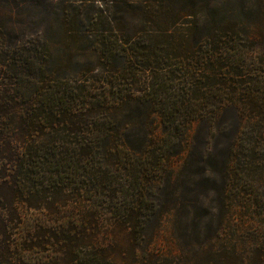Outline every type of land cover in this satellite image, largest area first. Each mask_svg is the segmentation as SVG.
<instances>
[{"label": "trees", "instance_id": "trees-1", "mask_svg": "<svg viewBox=\"0 0 264 264\" xmlns=\"http://www.w3.org/2000/svg\"><path fill=\"white\" fill-rule=\"evenodd\" d=\"M227 1L0 0V264H264V192L237 191L239 164L264 181V0ZM195 124L217 129L221 208L176 258L149 220L197 203L148 191Z\"/></svg>", "mask_w": 264, "mask_h": 264}, {"label": "rangeland", "instance_id": "rangeland-1", "mask_svg": "<svg viewBox=\"0 0 264 264\" xmlns=\"http://www.w3.org/2000/svg\"><path fill=\"white\" fill-rule=\"evenodd\" d=\"M86 1L89 2V5L91 4V2H94V0ZM125 1L136 3L138 2V0ZM44 2H52V10L55 11L56 5L58 6L61 2L68 3L70 2V0H44ZM230 4L231 1L219 0V2L217 3V9L226 10L231 6ZM47 7L49 9L50 5H48ZM124 19V21L127 20L126 17H124ZM53 20L54 17L51 16L49 19L50 26L48 25V29L51 33V41L53 43L52 47L60 51L63 50L64 47L62 44H59L60 41L58 40V32L56 30V27H54L55 23H52L54 22ZM256 53L259 57H261L264 53V46L259 47L256 50ZM118 117L121 118L123 116L119 115ZM231 120L232 116L228 114L218 121L217 126L227 125L231 122ZM156 134L159 137L162 136V129L160 125H158L156 129ZM214 135H217V129H215L214 127H212V131L207 134V129H205L204 125H193L186 134L185 139L187 141L186 143H184L182 148H170L171 153H178L179 156L178 158L174 159L171 167L168 170V175L164 177V179H160L159 181H156L153 185H151L154 186L153 188H149L148 192H150V195L152 197L160 194L162 198H165L167 197V193L171 191L175 194V196H181V200H179V202L192 201L197 203L194 210H191L186 206L178 209L177 205L176 209L171 207L167 217H163L161 221L159 217L158 219L156 217V219L149 220L148 228H154L156 225L162 226L159 239L157 241V244H155L154 246L156 250H162L164 251V253H168L169 255H172L173 257L175 256L177 258L180 251L177 248V250H175L171 246L174 247L175 243H180L184 244L186 249H189L192 247L193 242L199 243L204 239V237L198 232H195L194 234L192 229L195 230L204 227L213 228L215 225H217V209L221 208V206H219V203H217L215 191H219L221 185V180L219 179L221 174H219V172L220 170H222L221 163L223 161V157H218V154H216L215 152L216 147L214 146V143L212 141V136ZM226 141L227 134H225V136L218 142L217 149L219 147V153L225 152ZM238 151L239 153L242 151V145H240L239 142L235 144V152H233V157L229 161L232 165L231 170H234L236 168V165L239 164L238 155L240 154L238 153ZM245 160L246 159L242 158V161ZM240 165L241 164H239L237 167L243 170V175L245 174L246 178L244 180L245 182H241L247 183V187L241 189V186H238L237 191H241L242 193L243 190L249 188L251 189L252 187L253 191L251 189V192L258 195L262 194L264 192V185H262L264 184V181H262L261 186H259L256 182L255 177L257 173L251 172V167H248L247 165ZM211 169H215L218 174H211ZM126 182L129 185V193H133L131 179L128 178ZM140 187L141 192H144L148 189L143 184H141ZM237 191H235V193ZM166 204L168 203L166 202ZM225 207L223 208V211L224 209L227 210V207ZM156 210L157 209L155 208V205H153V211ZM243 220L244 223L250 222H246L245 219ZM118 240L121 244H124L122 237H118Z\"/></svg>", "mask_w": 264, "mask_h": 264}]
</instances>
